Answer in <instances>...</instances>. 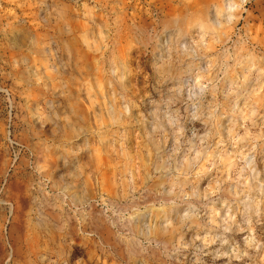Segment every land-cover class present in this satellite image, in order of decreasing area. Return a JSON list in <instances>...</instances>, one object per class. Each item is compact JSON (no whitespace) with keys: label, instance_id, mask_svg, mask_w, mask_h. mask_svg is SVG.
I'll use <instances>...</instances> for the list:
<instances>
[{"label":"rangeland","instance_id":"1","mask_svg":"<svg viewBox=\"0 0 264 264\" xmlns=\"http://www.w3.org/2000/svg\"><path fill=\"white\" fill-rule=\"evenodd\" d=\"M0 264H264V0H0Z\"/></svg>","mask_w":264,"mask_h":264}]
</instances>
